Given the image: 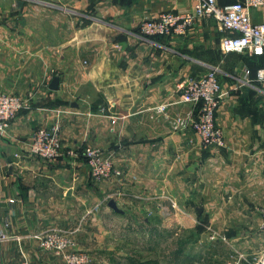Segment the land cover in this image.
<instances>
[{
    "label": "crops",
    "instance_id": "obj_1",
    "mask_svg": "<svg viewBox=\"0 0 264 264\" xmlns=\"http://www.w3.org/2000/svg\"><path fill=\"white\" fill-rule=\"evenodd\" d=\"M191 5L192 0H0V93L27 105L0 134V231L10 236L9 248L33 249V234L59 227L71 233V250L78 252L73 234L79 231L72 227L81 219L96 224L103 216L126 238L187 228L194 242L204 220L242 252L262 247L256 212L264 204V84L242 72L255 65L247 54L219 52L222 33L210 19L195 21L182 38H145L138 31L144 20L187 12ZM249 16L262 23L264 9L249 10ZM211 70L222 93L215 115L224 140L219 151L201 148L185 125L197 111L176 103L186 80ZM53 77L59 78L57 91L48 89ZM162 104L166 111L157 113ZM55 124L62 156H27L32 133ZM88 146L109 154L121 176L90 179L80 154ZM149 244L141 240L139 250L147 253ZM200 246L208 247L201 254L205 262L221 264L230 254L220 242L204 240ZM133 260L163 264L137 254L122 264ZM175 260L181 264V257Z\"/></svg>",
    "mask_w": 264,
    "mask_h": 264
},
{
    "label": "built area",
    "instance_id": "obj_2",
    "mask_svg": "<svg viewBox=\"0 0 264 264\" xmlns=\"http://www.w3.org/2000/svg\"><path fill=\"white\" fill-rule=\"evenodd\" d=\"M264 9V0H235L227 5H218L215 0H192L190 11L164 12L155 19L142 21L138 26L139 34L145 38L178 37L186 35L188 29L198 19H210L222 33L218 42V50L222 54L237 53L252 56H264V22L253 23L249 10ZM246 79L248 71L243 69ZM253 80L264 84V62L256 70ZM177 104L190 106L197 111L196 116L188 119L185 125L193 132L204 150H220L224 147L223 135L215 125V115L219 107L222 93L214 70L207 71L197 79L186 80L179 88ZM27 105L17 96L0 93V134H4L11 121ZM167 105L155 108L157 113H164ZM181 124V120L175 121ZM114 124V119H111ZM25 153L29 157L44 161H53L62 156L60 128L58 124L50 128H38L29 138ZM75 157L76 153H69ZM89 177L96 182L110 181L119 178L121 172L116 168L112 157L100 148L88 146L81 151ZM13 200H10L12 203ZM264 219V207L258 210ZM9 220H4V230L9 228ZM209 242L227 243L224 236L207 230ZM14 238V237H13ZM11 237V239H13ZM38 248L59 255L64 264H89L86 253L71 250V233L59 228L49 227L31 236ZM10 240L5 232L0 231V246ZM230 254L223 264H264V253L246 255L229 245ZM22 259L18 264H30L24 252L19 250ZM1 260V257H0ZM1 264V261H0Z\"/></svg>",
    "mask_w": 264,
    "mask_h": 264
},
{
    "label": "rangeland",
    "instance_id": "obj_3",
    "mask_svg": "<svg viewBox=\"0 0 264 264\" xmlns=\"http://www.w3.org/2000/svg\"><path fill=\"white\" fill-rule=\"evenodd\" d=\"M215 74L217 76V73ZM107 197H105L107 199L104 201V203H106L109 198H111L110 196ZM263 207L264 204L260 205L256 212L260 218L259 235L263 245L259 249L243 251L246 255L264 253V219L261 218L258 212V210ZM190 214L191 217H196L193 209L190 210ZM122 223L120 222V224L117 225H121ZM114 224L115 222L110 220L107 216H103L97 219L96 224L93 223V220L86 221L81 219L76 223L75 226L72 227L79 231L73 234V239L75 238L76 242L78 243V248L81 249L78 252L86 253L89 256V264H111V261L115 259H119V262L122 264L125 262V259L130 257L132 254H137L139 257H146L150 259L159 258L163 264H176L175 259H180V257L181 264H214L211 261L205 262L206 259L201 257V254H204L208 250V247L202 249V246L200 245L204 242V240L208 243H214L209 242L207 239L208 229L215 232L219 236H224L222 233L216 232L211 228H207L206 226L208 224L204 220L197 224L198 227L195 225V227H197L201 232L199 233V236L197 235L198 237L194 242L190 234L185 232L188 230L187 228H182L180 231H177V233H170L166 230V232L164 231V233H160L159 235L148 234L146 237L142 235V238L140 237L141 235H133L134 237L127 235L128 238H126L125 232L123 230L119 231V228ZM201 233H203V235ZM146 238L150 240V246L149 250H147V253L139 250L141 240L145 241ZM131 239L135 240L133 241L137 246L136 249L134 248L135 250H132V245L134 246V244L131 242ZM225 239L227 242L226 244L220 243L226 248L225 250V248L222 246V252H228L229 250L230 243L226 237ZM197 241H201L200 244L197 243ZM3 245L5 250V260L3 261L4 264H18V262L22 259L19 250L15 251L13 248H9L8 241L4 242ZM31 248L28 250H22L27 259H29L30 264H64L59 255L43 251L38 248L37 244L35 247H33V249ZM177 252H181L179 256H176ZM197 256H200L201 258ZM189 258L193 260H190ZM200 259H202V261ZM225 260L226 258L224 261ZM223 262L221 264H223Z\"/></svg>",
    "mask_w": 264,
    "mask_h": 264
},
{
    "label": "trees",
    "instance_id": "obj_4",
    "mask_svg": "<svg viewBox=\"0 0 264 264\" xmlns=\"http://www.w3.org/2000/svg\"><path fill=\"white\" fill-rule=\"evenodd\" d=\"M152 38H158V37H152ZM239 55L245 56L246 54H239ZM248 58L250 59V62L255 65V68L253 69V71H251L248 68H246V70L248 71L249 76H251L252 78H254V75H255L256 70L259 69L261 67L262 63L264 62V56H252V55L249 56L248 55ZM247 63H248V61H247ZM250 71L252 72V74L250 73ZM133 264H157V263L155 261H152V260L143 261V262H140V261H136L135 262L133 260Z\"/></svg>",
    "mask_w": 264,
    "mask_h": 264
},
{
    "label": "water",
    "instance_id": "obj_5",
    "mask_svg": "<svg viewBox=\"0 0 264 264\" xmlns=\"http://www.w3.org/2000/svg\"><path fill=\"white\" fill-rule=\"evenodd\" d=\"M58 84H59V78L58 77H53L50 81L48 89L51 91H57L58 90ZM108 206L116 213H120L118 208L116 207V204L114 201H109ZM197 214L201 213V209L197 208L196 209Z\"/></svg>",
    "mask_w": 264,
    "mask_h": 264
}]
</instances>
